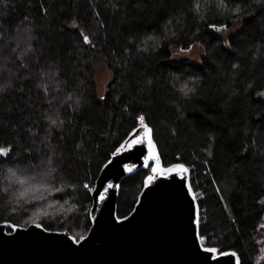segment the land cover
<instances>
[{"label": "trees", "instance_id": "trees-1", "mask_svg": "<svg viewBox=\"0 0 264 264\" xmlns=\"http://www.w3.org/2000/svg\"><path fill=\"white\" fill-rule=\"evenodd\" d=\"M174 42L200 62H170ZM262 90L264 0H0V221L84 237L101 165L143 117L163 164L190 169L202 244L264 264ZM147 173L121 180L118 217Z\"/></svg>", "mask_w": 264, "mask_h": 264}, {"label": "water", "instance_id": "water-1", "mask_svg": "<svg viewBox=\"0 0 264 264\" xmlns=\"http://www.w3.org/2000/svg\"><path fill=\"white\" fill-rule=\"evenodd\" d=\"M144 125L151 130L147 135ZM141 169L148 173L133 208L118 217L121 180ZM190 174L182 161L163 164L153 129L140 123L101 165L83 239L37 222L0 221V264H241L235 250L202 244Z\"/></svg>", "mask_w": 264, "mask_h": 264}, {"label": "rangeland", "instance_id": "rangeland-1", "mask_svg": "<svg viewBox=\"0 0 264 264\" xmlns=\"http://www.w3.org/2000/svg\"><path fill=\"white\" fill-rule=\"evenodd\" d=\"M242 20L238 19L236 21L231 22L230 25L222 26L219 29V32L224 37L232 34L240 25ZM204 55V48L200 43H194L187 48H183L181 43L174 42L171 44V55L169 57V61L172 63H178V61H191L194 63H199L202 56ZM96 86H97V93L100 96H103L107 89V84L111 80V73L108 69L102 68L99 71H97L96 74ZM259 97L264 99V90H262L259 94ZM196 195V193H195ZM197 198V197H196ZM264 203V199H263ZM259 242L261 245V255L258 259V261H261L264 259V235H261L259 237Z\"/></svg>", "mask_w": 264, "mask_h": 264}, {"label": "snow or ice", "instance_id": "snow-or-ice-1", "mask_svg": "<svg viewBox=\"0 0 264 264\" xmlns=\"http://www.w3.org/2000/svg\"><path fill=\"white\" fill-rule=\"evenodd\" d=\"M87 37H85V40L87 41ZM143 117H140V121H141V124H143ZM144 127H145V133H146V135L148 134V133H150V129H147V126L146 125H144ZM137 141H133V143H136ZM131 146V145H130ZM121 147H123V145L121 146ZM4 151H6V150H0V154H2ZM177 167H179V168H182V166H177ZM153 171L155 172L156 170L155 169H153ZM183 171H187V169H183ZM13 175H15V173H13ZM149 180H151L152 179V177H149L148 178ZM109 187H111V185H109ZM28 190L26 189L25 190V192H21L20 193V195L21 196H23V195H25L26 194V192H27ZM101 199H103V193L101 194ZM80 239H83V237H81ZM207 251H209V252H216V249H206ZM234 255V254H233Z\"/></svg>", "mask_w": 264, "mask_h": 264}]
</instances>
